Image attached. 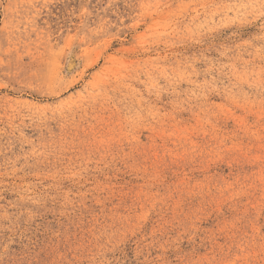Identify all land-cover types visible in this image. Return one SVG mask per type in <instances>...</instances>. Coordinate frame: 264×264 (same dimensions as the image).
Segmentation results:
<instances>
[{
	"label": "rangeland",
	"instance_id": "obj_1",
	"mask_svg": "<svg viewBox=\"0 0 264 264\" xmlns=\"http://www.w3.org/2000/svg\"><path fill=\"white\" fill-rule=\"evenodd\" d=\"M0 264H264V0H0Z\"/></svg>",
	"mask_w": 264,
	"mask_h": 264
}]
</instances>
